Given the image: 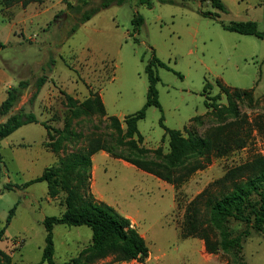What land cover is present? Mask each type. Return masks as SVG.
<instances>
[{"label": "rangeland", "instance_id": "1", "mask_svg": "<svg viewBox=\"0 0 264 264\" xmlns=\"http://www.w3.org/2000/svg\"><path fill=\"white\" fill-rule=\"evenodd\" d=\"M153 7L139 0L101 10L86 23L82 15L97 8L101 0H0V105L10 88L26 82L17 110L36 114L39 124L23 126L1 143L4 160L0 180V231L6 227L0 249L14 264H38L46 244V217H60L66 208L65 194L48 195L45 182L24 185L57 165L61 158L87 148L94 139L114 146L125 133V117L143 109L149 80L147 65L156 56L167 68L156 69L161 108L150 107L138 123L146 148L169 153L163 124L173 130L205 138L228 125L227 132L242 128L248 145L228 156L213 158L179 189L138 168L109 157H96L91 192L97 201L131 218L144 236L150 256L144 264H227L233 254L211 255L197 238L183 239L181 227L187 206L200 193L222 178L229 169L264 155V40L232 33L221 22L203 13H218L200 0H173L176 5L151 0ZM225 24L256 22L264 32V0H223ZM68 4L74 9H68ZM185 6V7H184ZM136 15L144 24L135 33ZM77 26L76 32L72 29ZM47 82L37 95L36 83ZM209 85V86H208ZM208 86V87H207ZM207 88V90H206ZM239 92L237 93L236 89ZM100 93L106 114L72 118L65 94L78 102ZM217 104L208 109L206 101ZM118 117L119 133L111 118ZM201 117L199 121L192 120ZM8 117H0V123ZM46 124L52 138L47 135ZM61 142L53 152L49 143ZM10 184L11 190L5 189ZM16 208L11 223L7 221ZM228 228L243 238V259L247 264H264V233L246 224L231 222ZM55 261L71 264L88 255L92 230L88 227L56 226ZM114 263L109 258L100 264Z\"/></svg>", "mask_w": 264, "mask_h": 264}, {"label": "trees", "instance_id": "2", "mask_svg": "<svg viewBox=\"0 0 264 264\" xmlns=\"http://www.w3.org/2000/svg\"><path fill=\"white\" fill-rule=\"evenodd\" d=\"M87 3V0H80ZM131 0H101L97 8L85 12L79 24L92 19L101 10L112 5H126ZM209 3L218 13H203L210 19L220 21L222 28L232 33L246 36H254L264 40V32L260 31L256 22H232L225 24L221 21L220 13H227L228 8L223 0H200ZM162 4L176 5L173 0H160ZM140 5L153 7L151 0H139ZM185 7V6H184ZM68 9L74 6L68 4ZM134 31L139 32L144 24V18L136 15ZM77 26L72 29L76 32ZM6 48L0 40V50ZM158 67L167 68V65L156 56L146 67L149 80L147 102L142 110L125 117L126 131L120 135L114 146H107L100 139L92 140L87 148L74 152L61 158L57 165L44 170L42 175L27 182L24 188L35 183L45 182L48 185V195L56 199L65 194L62 205L66 210L60 217H46L43 221L47 235L43 249L42 261L38 264H60L55 261V236L56 226L88 227L92 230V244L88 255L77 257L71 264H100L112 258L114 263L137 262L144 264L150 256V250L145 238L133 227L129 218L121 215L115 208L97 201L91 192V179L93 170V156L104 151L115 159L122 160L139 170L179 189L195 173L206 169L213 158L228 156L236 150L244 149L248 140L241 137V130L227 132L229 126L210 131L205 138L191 134L186 137L182 131L167 128L165 138L168 139L169 153L163 155L162 148L154 152L143 146L144 138L138 129V123L146 118V111L150 107L161 108L157 85L160 78L157 75ZM47 82L46 77L40 78L36 83L37 95ZM209 86V85H208ZM207 86V87H208ZM26 82H20L17 87L10 88L6 99L0 105V117H8L0 123V150L1 143L20 128L30 124H39L38 117L24 109L16 111L25 90ZM237 90V88H235ZM207 90V88H206ZM241 90V89H238ZM236 91L237 93L239 91ZM70 107L72 118H80L98 113L105 115L106 107L100 93H91L82 102H78L72 96L65 94ZM208 109L217 107L206 101ZM201 117L192 120L199 121ZM111 121L115 129L122 133V125L118 117L113 116ZM51 139V129L41 123ZM61 142H50L48 147L53 152L61 151ZM4 160L0 152V180L3 174ZM11 190V185L5 186ZM14 208L7 221V226L15 214ZM231 222L246 224L257 233H264V155H256L250 161L239 166L232 167L227 173L209 188L200 193L189 203L185 213V221L181 227L183 239L197 238L204 242L206 251L211 255L233 254V258L227 264H247L243 259V238L250 236L247 229L239 235L234 234L228 228ZM6 227L0 231V241L3 240ZM0 264H14L12 256L0 249ZM107 264H111L110 262Z\"/></svg>", "mask_w": 264, "mask_h": 264}, {"label": "crops", "instance_id": "3", "mask_svg": "<svg viewBox=\"0 0 264 264\" xmlns=\"http://www.w3.org/2000/svg\"><path fill=\"white\" fill-rule=\"evenodd\" d=\"M103 98V97H102ZM98 155H101L102 157H109V154H107L106 152H104V151H100L99 153H97L96 155H94L93 156V159H92V161H93V174H94V176H95V171H96V165H95V161H96V157L98 156ZM130 220H131V218H129ZM131 222H132V225H133V227H135L136 228V226H135V222L133 221V220H131ZM143 236V235H142ZM144 237V236H143ZM102 263H104V262H102Z\"/></svg>", "mask_w": 264, "mask_h": 264}]
</instances>
